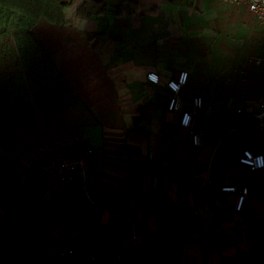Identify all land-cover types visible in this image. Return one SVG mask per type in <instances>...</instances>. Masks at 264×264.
<instances>
[{
  "label": "crops",
  "instance_id": "crops-1",
  "mask_svg": "<svg viewBox=\"0 0 264 264\" xmlns=\"http://www.w3.org/2000/svg\"><path fill=\"white\" fill-rule=\"evenodd\" d=\"M134 2L144 14L141 18L131 16L136 9L128 6L118 16L109 12L76 27L84 32L89 42L85 50L92 58L81 73L73 71L76 67L60 71L97 122L81 127L77 140L54 146L70 153L91 148L85 190L77 177L70 184L52 187L39 201L46 209L49 243L36 236L27 238L30 251L5 264H54L55 252L63 248L97 257L72 264H123L127 251L145 264H264V168L251 170L239 162L242 151L251 149L246 138L230 142L227 156L216 162V147L205 139L203 146H192L179 118L193 98L183 86L182 111H169L171 92L165 86L181 70L188 71L189 83L197 70L191 64L183 67L186 62L215 73L227 71L244 81L249 71L259 72L263 57L246 54L261 61L242 73L246 55L237 56L240 45L232 41L235 31L230 27L238 12L225 0ZM118 3L109 0L111 9ZM168 21L180 26L167 27ZM239 35L249 43L245 31ZM47 51L54 59L60 55L53 47ZM230 60L236 61V68ZM148 72L157 73L160 83L149 82ZM241 97L246 105L264 95ZM235 98H228L226 111L244 106ZM145 103L153 108L136 122L138 108ZM220 104V98L210 101L197 113L193 126L204 127ZM141 131L148 134L143 145ZM251 139L262 141L263 147L253 143L251 150L264 155V129L253 131ZM132 150L146 159L131 156ZM42 158L41 150L11 158L19 169L35 168L41 175L34 191L44 181ZM25 180L23 186H28ZM230 185L248 188L239 210L236 193L221 190ZM37 197L34 193L24 200Z\"/></svg>",
  "mask_w": 264,
  "mask_h": 264
},
{
  "label": "trees",
  "instance_id": "trees-1",
  "mask_svg": "<svg viewBox=\"0 0 264 264\" xmlns=\"http://www.w3.org/2000/svg\"><path fill=\"white\" fill-rule=\"evenodd\" d=\"M119 1L111 9L109 0H0V151L5 156L18 160L40 150L44 154L55 144L77 140L81 127L97 122L32 29L41 20L57 26L82 28L88 20L101 19L109 12L118 16L123 10L126 12L128 6L136 9L137 14L132 12L131 16H144L134 0ZM232 6L238 15H235L231 30L245 31L250 37L249 43L243 40L239 49L235 48L239 51L237 56L260 55L264 60V26L247 6ZM171 25L178 27L180 23L168 21L167 27ZM230 61L236 68V61ZM186 64L193 65L197 72L189 83L186 81L183 92L185 90L192 98L193 95L201 96L203 108L208 107L210 101L221 99L219 112L202 127L205 142L216 147L213 160H223L231 147L230 142L241 138L247 139L248 148L252 149L253 143L263 147L262 141L251 139L252 132L258 129L257 121L245 114L226 111V102L231 95L238 100L246 94L264 95V61L259 72L249 71L244 81L227 71L215 73L190 62L183 67ZM244 99L239 100L241 105L245 104ZM152 108L153 105L146 103L140 106L136 122ZM141 132L143 145L148 134ZM137 152L132 150L130 155L146 159ZM39 188L35 190L36 196ZM41 198L24 201L0 180V264L30 251L27 238L36 236L49 243L44 218L46 209L39 203ZM37 248L39 246L32 249ZM124 255L123 264H145L135 259L133 251Z\"/></svg>",
  "mask_w": 264,
  "mask_h": 264
},
{
  "label": "built area",
  "instance_id": "built-area-1",
  "mask_svg": "<svg viewBox=\"0 0 264 264\" xmlns=\"http://www.w3.org/2000/svg\"><path fill=\"white\" fill-rule=\"evenodd\" d=\"M229 5H246L255 14L260 25L264 26V0H225ZM261 58L248 55L243 64L242 73L245 74L247 67L258 64ZM188 77L186 70H181L176 79H169L165 86L170 90L167 109L169 111H182L184 102L180 91L185 85ZM146 79L154 84L160 83V78L155 72H148ZM203 109V99L201 96L193 97L188 109L181 112L179 125L188 131L189 140L192 146L201 147L204 144V130L193 126V120L197 113ZM235 114H245L257 121L258 129H264V97L247 103L242 107L232 110ZM91 148L85 146L78 149L75 153H68L59 147L47 148L43 154L44 160V183L41 186L39 197L46 196L52 187L56 185L70 184L77 177L81 188L85 190V184L89 174ZM239 162L248 166L251 170L264 168V155L253 152L251 149L242 151ZM222 191L235 192V209L239 210L247 197L248 188L237 189L236 185L223 186ZM264 230V226L261 227ZM54 264H72L74 261H95L97 257L92 254L79 252L71 248L59 249L54 254Z\"/></svg>",
  "mask_w": 264,
  "mask_h": 264
},
{
  "label": "rangeland",
  "instance_id": "rangeland-1",
  "mask_svg": "<svg viewBox=\"0 0 264 264\" xmlns=\"http://www.w3.org/2000/svg\"><path fill=\"white\" fill-rule=\"evenodd\" d=\"M152 23L151 27L155 29V21H152ZM32 30L35 35H37L46 51L49 47L55 48L58 53L60 51V55L55 54L57 57L53 55L55 59L51 57L57 67H59V70H62V67L70 70L76 67L73 71H79L81 73L85 65H87L88 59L92 58V55L85 50L89 42L86 38L85 42L83 37L84 32L76 27L71 25H52L41 20ZM239 34L238 32H234L231 35L232 41L237 45H240L241 41H243L242 38H238V36H240ZM152 42L153 40L150 43L153 44L154 42ZM247 56L248 55H246L245 58ZM75 74L81 76L79 73ZM11 158L13 157L5 156L4 153L0 151V180L4 181L12 191H14L17 197L24 200V198L34 195L35 191L33 186L40 180L41 175L35 168L29 169L28 171L19 169L15 164V158ZM22 179L25 180V184L28 186H23Z\"/></svg>",
  "mask_w": 264,
  "mask_h": 264
}]
</instances>
